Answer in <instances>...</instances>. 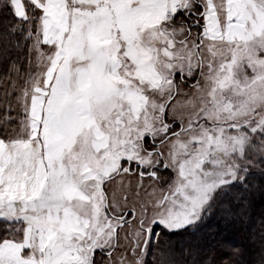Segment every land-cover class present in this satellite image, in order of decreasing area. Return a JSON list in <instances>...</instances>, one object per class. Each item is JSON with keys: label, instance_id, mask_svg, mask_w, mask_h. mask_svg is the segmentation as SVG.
Masks as SVG:
<instances>
[{"label": "snow or ice", "instance_id": "1", "mask_svg": "<svg viewBox=\"0 0 264 264\" xmlns=\"http://www.w3.org/2000/svg\"><path fill=\"white\" fill-rule=\"evenodd\" d=\"M0 264H264V0H0Z\"/></svg>", "mask_w": 264, "mask_h": 264}]
</instances>
